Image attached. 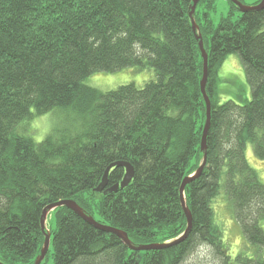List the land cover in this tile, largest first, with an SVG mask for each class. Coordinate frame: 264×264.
<instances>
[{
  "label": "trees",
  "instance_id": "16d2710c",
  "mask_svg": "<svg viewBox=\"0 0 264 264\" xmlns=\"http://www.w3.org/2000/svg\"><path fill=\"white\" fill-rule=\"evenodd\" d=\"M192 1L0 0V261L33 264L45 239L43 209L68 198L136 244L185 232L180 186L202 162L206 121ZM216 1L200 0L195 14L208 52L212 118L206 164L185 189L188 236L136 251L63 205L51 212L52 264H264V182L245 151L252 143L264 159V8L243 13L230 1L231 12L215 24ZM231 53L244 64L250 100H220L218 71ZM125 67L153 68L156 77L106 92L84 82ZM59 106L79 113V129H56L40 142L17 133L23 120ZM115 161L132 163L134 178L118 191H96ZM124 173L113 167L108 186ZM222 186L253 254L233 259L215 222Z\"/></svg>",
  "mask_w": 264,
  "mask_h": 264
},
{
  "label": "rangeland",
  "instance_id": "374dc122",
  "mask_svg": "<svg viewBox=\"0 0 264 264\" xmlns=\"http://www.w3.org/2000/svg\"><path fill=\"white\" fill-rule=\"evenodd\" d=\"M247 2H251V0ZM231 10L230 0H217L216 9L211 15L215 24H218L221 18L227 17ZM238 14L239 10L235 9L233 18L237 19ZM155 71L153 68H146L145 70L137 67H125L117 71H98L85 78L84 82L102 92H106L129 82H135L137 85L143 86L147 80L156 77ZM218 77V92L221 101L228 99L244 101L252 98L251 85L246 77L245 67L238 53H231L226 57L219 67ZM81 118L74 109L59 106L46 113L34 116L32 119L23 120L16 130L17 133L40 142L56 129L64 130L72 127H78L79 129V121L82 122ZM245 151L249 164L257 170L260 179L264 182V159L256 156L252 143L248 144ZM213 208L215 210V222L222 227L224 239L232 258L235 259L241 251L253 254L256 248L247 241L243 234L241 225L235 217L233 203L226 195L224 186L221 187L220 193L215 198ZM259 224L264 227V219ZM47 226L49 229L56 226V221L52 218L51 213L47 219ZM51 251L43 264L53 263Z\"/></svg>",
  "mask_w": 264,
  "mask_h": 264
},
{
  "label": "water",
  "instance_id": "95a60500",
  "mask_svg": "<svg viewBox=\"0 0 264 264\" xmlns=\"http://www.w3.org/2000/svg\"><path fill=\"white\" fill-rule=\"evenodd\" d=\"M200 0H193L190 6V10H189V16L191 19V23L193 26V30L195 32L196 38L199 41V46H200V50L202 53V58H203V63H204V70H203V77L201 78V92L202 95L204 97L203 100H205L206 103V121L204 124V128H203V134H202V141H201V150L203 151V158H202V162L200 164V166L198 167V169L193 172V174H189L187 175L180 186V195H181V203L184 209V212L186 214L185 217H187V227L185 232L180 235L179 237L172 239L170 241H164L163 243H159V242H153V243H146V244H136L134 243L128 233L126 231H124L123 229L121 230V228H117L108 224H105L103 222L98 221L97 219H95L92 215L88 214L82 206L79 205V203L72 198H68V199H62L59 200L57 202H53L50 203L48 205H46V207L43 209L42 212V216H41V227H42V231L44 233L45 239H44V243L41 249L40 254L37 256V258L35 259L33 264H42V262L44 261L45 257L47 256V253L49 252L50 249V244H51V239H52V232L51 230L48 228L47 226V219L49 214L54 211L56 208L60 207V206H67L68 208L72 209L75 213H77L80 217H82L85 221H87L88 223L94 225L96 228L101 229L103 231L106 232H111L116 234L117 236H119L121 238V240L123 241V243H125L130 249L132 250H136V251H144V250H151V249H160V248H165L168 247L170 245H173L179 241H182L183 239H185V237L188 236L189 232L192 229V225H193V215L191 212L190 207L187 204V200L185 195V189L186 186L193 181L195 178L199 177L200 174L203 171V168L206 164L207 161V136H208V132L211 126V118H212V103L209 97V94L207 92V83H208V75H209V69H208V52L205 48V44H204V39H203V35L201 33L200 27L196 21L195 18V14H196V8H197V4L199 3ZM232 3H234L238 9L241 12H249L251 10H261L264 8V0H261L258 4L255 5H248L246 3H243L240 0H230ZM116 166H121L124 167L125 169V173L124 176L122 177V180L114 185L108 186V175L110 173V170L113 167ZM135 176V168L133 167V164L127 161H115L113 163H111L105 173L104 176L102 178V182L95 188L96 191L102 192H112V191H118L120 188H124L127 185H129V183L132 181V179ZM0 264H6L2 261H0Z\"/></svg>",
  "mask_w": 264,
  "mask_h": 264
}]
</instances>
